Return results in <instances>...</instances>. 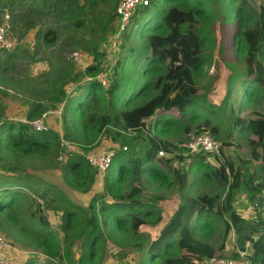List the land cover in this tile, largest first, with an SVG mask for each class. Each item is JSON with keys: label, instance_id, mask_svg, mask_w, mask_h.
Here are the masks:
<instances>
[{"label": "trees", "instance_id": "1", "mask_svg": "<svg viewBox=\"0 0 264 264\" xmlns=\"http://www.w3.org/2000/svg\"><path fill=\"white\" fill-rule=\"evenodd\" d=\"M44 1L43 6L48 9L58 10L71 19L75 15V24L81 26L83 19L79 13L92 11L101 3L111 6L117 13L119 0ZM221 2L222 20L227 22L234 17L236 59L246 65L244 83L246 89H250L247 93L257 99L264 98V0H150L148 6L138 8L132 16L133 22L139 21V15L153 11L154 6L161 12L150 18L153 26L147 34V45L140 53L144 67L138 73L129 97L123 95L127 77H119L118 72L125 66L128 56L118 60L106 88L96 78L103 70L101 65H89L86 69L90 77L87 92L76 105L73 99L67 98L65 87L71 74L60 67V75L52 82L50 92L55 95L51 96L54 103L63 105L65 137L95 151L100 137L106 133L114 146L121 143L127 149H115L104 194L93 196L89 210L72 202L53 185L38 190L30 186L28 178L0 181V215L10 208L22 209L31 198L32 220L13 213L7 214V219L16 227L18 237L29 238L45 257L43 264H61L66 259L74 264H101L108 241L137 237L150 221L156 225L163 219L146 244L145 255L149 263L161 258L163 264H202L213 256H223L218 252L225 251L233 230L237 247L231 257L239 258L243 251L247 252V262L249 259L252 264H264V214L257 210L255 215L244 217L234 205L242 189L251 202L256 198L262 201L263 185L256 181V171L251 170L250 160L240 158L236 161L227 150L233 142L234 132H249L254 136L250 141L252 154L264 162V104L245 116H235L231 127L221 134V125L214 118L218 110L199 100L198 79L204 76L210 64L206 49L213 43L209 25H212ZM22 17L26 18L25 15ZM38 36L41 38V33ZM42 36L48 44H54L58 39L57 31L52 28ZM125 38L127 40L129 35ZM131 51L130 56L137 55L134 49ZM21 55L29 56L28 49L7 52L0 59L3 68L0 73L15 65ZM229 93L228 90L224 94V101ZM133 100L143 102L130 106ZM47 110L44 100H36L29 107L27 122H1L0 152L42 160L58 156L62 150L59 133L53 130L39 132L30 124ZM169 112L171 115H166ZM151 119L153 121L148 125ZM204 132H210L222 143L220 165L210 163L204 152L185 155L184 149L180 148V144L193 134ZM130 135H133L131 139ZM140 139L141 148L138 147ZM162 148L174 155L160 157L158 152ZM190 158V168L195 169L199 178L213 181L222 192L184 195L164 218L157 205L160 197L147 196L146 188L134 181L135 172L148 173L164 186L177 184L184 194L189 187V170H182L175 163ZM63 170L69 185L81 192L90 191L98 177L96 169L76 152L69 155ZM16 186L34 191L30 194ZM9 194L13 195L10 199ZM46 195L62 211L65 234L62 239L44 214L42 200ZM221 221L225 225L224 235L220 245L214 246L210 238L216 234ZM77 240H82L83 248L76 258L73 248Z\"/></svg>", "mask_w": 264, "mask_h": 264}, {"label": "rangeland", "instance_id": "2", "mask_svg": "<svg viewBox=\"0 0 264 264\" xmlns=\"http://www.w3.org/2000/svg\"><path fill=\"white\" fill-rule=\"evenodd\" d=\"M53 2L57 0H52ZM44 0H0V24L7 23L11 37L15 43V49L26 48L29 56H20L5 72L0 73V123L9 120L28 121V110L36 100L45 101L49 112L47 114V123L51 130L56 131L62 137V150L58 156L54 155L48 159L38 158H18L5 151L0 152V181H7L11 178H28L30 186L41 190L50 185L58 188L72 202L89 210V205L94 195L104 194V183L110 168L105 174L98 175L94 186L88 192H81L74 189L64 177L63 166L72 152L89 151V148L81 146L75 139L69 140L65 137L66 129L63 123V105L54 103L50 92L52 82L60 75V67L71 74L66 84L67 98L74 100L75 105L84 98L87 92V83L90 80L86 69L89 65L99 63L103 70L97 74L96 78L103 84L104 88L109 87L111 78L119 59L128 56L125 66L119 68V77H127L124 87V94L129 97V93L134 90V81L139 76L138 73L144 67L142 51L147 45V34L153 26L150 18L153 15H159L161 9L154 6V10L139 15V21H130L127 29L122 36L116 37L119 27V18L116 10L109 5L101 3L99 6L89 12L79 13L81 17V26L75 24L77 21L69 18V15H62L58 10L48 9L43 6ZM48 3H50L48 1ZM172 4H169L171 6ZM118 6V4H117ZM158 6V5H157ZM222 2L213 18L212 25H209V33L213 36V43L206 49L209 59V66L206 67V73L198 79L200 102L212 106L217 111L214 117L220 123L222 133L231 127L235 116H245L255 109H259L264 104V98L249 96L244 80L246 79V65L236 59V50L234 45V17L231 21L222 20L224 17L221 9ZM37 9L38 11H31ZM215 9V7H214ZM9 15V18L6 16ZM25 15L26 18H23ZM32 25V28H28ZM55 29L58 39L54 44H48L42 39V34L47 29ZM142 29V32H140ZM144 31V32H143ZM41 33V38L38 36ZM129 38L126 40L125 35ZM134 49L135 56L131 55ZM80 51L85 56V65H74L72 59L75 51ZM12 51V50H11ZM150 52V50H148ZM9 52V51H8ZM7 53V52H6ZM6 53L0 55L4 58ZM0 69H3L0 67ZM76 75V76H75ZM100 75V78H99ZM105 79L106 84L103 83ZM128 88V89H127ZM230 91L228 98H223L227 91ZM128 94V95H127ZM143 101H132L130 106L141 104ZM74 105V106H75ZM45 112V113H46ZM171 115V113H166ZM37 119V118H36ZM35 120V119H34ZM33 121V120H32ZM153 121L149 120L148 125ZM196 133V132H195ZM196 135V134H193ZM133 135H130L131 139ZM111 137L102 134L95 150H114L124 149L121 143L114 146ZM254 136L249 132L236 131L233 133L232 144L227 147L229 155L238 161L240 158L250 160L251 170L256 171V181L263 185L264 189V162L257 155L252 154L250 141ZM64 140V141H63ZM68 141V143H67ZM140 142L138 147L141 148ZM130 149V144H127ZM89 149V150H88ZM192 159L184 162H176L182 170H189V187L183 194L177 184L164 186L156 179L145 172H135L134 181L146 188L147 196L157 195L160 201L157 205L163 213L164 218L168 216V211L173 209L178 202L182 201L184 195H200L203 193L214 194L222 192L217 184L208 181L199 176L190 168ZM209 161V160H208ZM210 162V161H209ZM211 163V162H210ZM213 164V163H212ZM216 165V164H214ZM193 170V172H192ZM7 187L9 185H6ZM21 191L32 194L33 189L20 188ZM17 189V188H16ZM13 195L9 194L10 199ZM31 196V195H30ZM33 197L35 195H32ZM49 195L42 200L44 203V214L49 219L52 228L57 232L60 239L64 237L62 211L56 203L50 201ZM31 198H28L23 204L22 209H8L0 215V236L6 237L17 248V253L10 258V264H43L45 257L37 251L29 238L20 239L16 232V227L7 219V214L26 217L31 219L33 209L30 208ZM50 201V202H48ZM259 198L253 202L250 201L242 189L238 192L235 209L244 217L255 215L257 210H261ZM101 204H99L100 207ZM32 220V219H31ZM36 221V219L34 220ZM160 224H154L152 221L146 225L140 232V235L131 239H121L118 241H108L105 244L104 256L101 264H152L146 259V244L148 245L153 230L160 227ZM225 225L221 221L216 234L210 238L214 246H219L224 235ZM73 248L76 258L79 257L82 246V240H77ZM142 245V246H141ZM140 246L142 248H140ZM237 247V236L232 230L226 242L224 252H218L222 257H231V253ZM251 249V248H250ZM20 252V254H19ZM249 253V251H248ZM249 264H252L248 259ZM61 264H74L66 259ZM153 264H163V259L158 258ZM202 264H208L207 261Z\"/></svg>", "mask_w": 264, "mask_h": 264}, {"label": "built area", "instance_id": "3", "mask_svg": "<svg viewBox=\"0 0 264 264\" xmlns=\"http://www.w3.org/2000/svg\"><path fill=\"white\" fill-rule=\"evenodd\" d=\"M150 0H119L117 6V17L119 18V27L117 29L116 37L122 36L123 32L127 29L134 12L141 7L148 6ZM9 18V15L6 16ZM15 48L14 40L11 37L9 25L7 23L0 24V55L11 51ZM72 59L74 65H85V56L80 51H75ZM100 78V75H99ZM103 79V83L106 84ZM43 113L39 118L30 121L32 128L36 131H50L51 127L47 123V114ZM50 114V113H49ZM64 141V140H63ZM68 143V141H67ZM69 144V143H68ZM221 141L211 134L210 132L199 133L192 135L191 138L180 144V148L184 149V154H196L204 152L208 155V160L216 165H220L223 158ZM126 150L127 147H124ZM82 157L96 169L97 175L105 174L110 168L113 158L115 156L114 150H83L79 152ZM159 156L172 157L174 153H168L163 148L158 152ZM261 211L264 214V189L262 190ZM17 248L13 246L12 242L6 237L0 236V264H10L9 258L17 253ZM20 254V252H19ZM247 252H240L239 258L213 256L207 260L208 264H249L245 260ZM205 263V262H204Z\"/></svg>", "mask_w": 264, "mask_h": 264}, {"label": "crops", "instance_id": "4", "mask_svg": "<svg viewBox=\"0 0 264 264\" xmlns=\"http://www.w3.org/2000/svg\"><path fill=\"white\" fill-rule=\"evenodd\" d=\"M220 163H221V161H220Z\"/></svg>", "mask_w": 264, "mask_h": 264}]
</instances>
